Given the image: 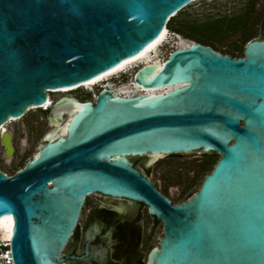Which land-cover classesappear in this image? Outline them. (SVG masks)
<instances>
[{
  "label": "water",
  "instance_id": "water-1",
  "mask_svg": "<svg viewBox=\"0 0 264 264\" xmlns=\"http://www.w3.org/2000/svg\"><path fill=\"white\" fill-rule=\"evenodd\" d=\"M192 1L0 0V128L33 106L51 112L54 125L67 112L23 167L0 168L13 264H62L92 193L143 201L162 221L149 264H264V38L233 57L184 37L190 43L156 72L158 60L134 76L141 88L179 84L166 92L116 96L103 87L94 101L40 106L48 90L87 82L138 54ZM0 134L12 155L11 132ZM199 150L219 157L176 204L130 160Z\"/></svg>",
  "mask_w": 264,
  "mask_h": 264
},
{
  "label": "rangeland",
  "instance_id": "rangeland-1",
  "mask_svg": "<svg viewBox=\"0 0 264 264\" xmlns=\"http://www.w3.org/2000/svg\"><path fill=\"white\" fill-rule=\"evenodd\" d=\"M250 0H195L189 3L183 10H186L187 17L197 22H203L220 17H232L243 13ZM253 14L262 12L260 19L253 25V38H264V0H255ZM201 31V35L206 38H217L215 31L210 26ZM181 34L170 31L166 39L155 49L153 53L161 59L167 58L170 52L177 47ZM248 37L241 35L240 31H235L223 35L217 41L220 50L242 48L244 50ZM138 68L135 66L129 70L113 75L111 78L101 81L94 86H80L69 91H51L50 94L57 100L62 96H75L84 94L87 97H95L99 89L110 83L113 87L127 84L133 77V72ZM52 110V108H51ZM51 112L44 113L39 107H33L26 113L7 123V128L12 134V143L15 147L14 153L8 157L0 138V168L8 174H13L23 167L29 157L35 153L43 141L42 133L52 129L49 119ZM66 118V115L63 117ZM217 156V152H212ZM219 156V155H218ZM168 155L158 158L154 163H146L147 157L130 156V160L135 163L144 173L148 174L151 180L159 189L167 191L177 203L186 200L199 188L200 179L209 171L201 168L205 160L203 151H193L189 153H178L168 159ZM162 237V230L156 232L151 241V246L156 244Z\"/></svg>",
  "mask_w": 264,
  "mask_h": 264
},
{
  "label": "flooded vegetation",
  "instance_id": "flooded-vegetation-1",
  "mask_svg": "<svg viewBox=\"0 0 264 264\" xmlns=\"http://www.w3.org/2000/svg\"><path fill=\"white\" fill-rule=\"evenodd\" d=\"M74 97L95 100L84 94ZM153 184L173 204L177 203L167 191ZM161 230L162 221L143 201L92 193L85 199L74 233L61 252L62 264H147L151 249L159 244L151 246L150 241Z\"/></svg>",
  "mask_w": 264,
  "mask_h": 264
},
{
  "label": "bare ground",
  "instance_id": "bare-ground-1",
  "mask_svg": "<svg viewBox=\"0 0 264 264\" xmlns=\"http://www.w3.org/2000/svg\"><path fill=\"white\" fill-rule=\"evenodd\" d=\"M169 33H170V31L168 30V27L166 26L162 30V32L159 34V36L156 39H154L153 41H151L138 54H136V55L128 58L127 60L117 64L113 68H111V69L99 74L98 76L94 77L93 79H91V80H89L87 82H84V83H81L79 85L72 86V87L59 88V89H55V90H48L47 101H46V103H44L43 105H40V106H42V108L52 107L54 109V107L57 105V103L61 100L60 99L56 104H54V99H56V98H53L51 96V94H50L51 91H64L65 92V91H69V90H72V89H76V88H78L80 86H85V87L94 86V85H96L97 83H99L101 81H104V80H107V79L111 78L113 75H115L117 73H120V72L125 71V70H129V69H131V68H133L135 66L139 67V66H141V64H144V63L154 64L158 60L157 67L154 70H152L151 73L156 72L162 66V64L166 60V58L161 59L157 54H155L153 52L166 39V37L169 35ZM189 43H190L189 40H187L184 37L180 36L179 39H178V42H177V44H178L177 46H187ZM136 70L133 72V77H132V79H131V81L129 83L124 84V85H120L118 87H113L110 83H107L103 87L109 88L110 90H112L115 93L116 96H128V95L130 96V95L138 94L139 92H142V90L147 92V94H160V93L166 92V91L174 88L175 86L179 85V84H173V85H169V86H160L158 88H150V89L141 88L135 83L134 76H135ZM65 97H70V98H72V99H74L76 101H80L79 99L75 98L74 96H65ZM33 107H37V106H33ZM65 113H67V112H63L62 113L61 120L64 119L63 117H64ZM18 118H20V117L11 118L7 123H9L12 120H16ZM66 119L67 118H65L63 122H60L57 125L53 124L54 126L52 127V129H50L49 131H47L45 133L44 138L45 139L47 138V134L51 130H53L55 128H58V127H61L65 123ZM7 123L2 125V127L0 128L1 132H6V131L10 132V130L7 128ZM0 138H1V134H0ZM42 144H43V141L40 143V146L38 147V149L35 151L34 154L38 153L39 148L42 146ZM6 156L10 157L11 154H8ZM163 156L164 155L161 154V153H152L150 155V160H149L148 164L154 163L158 158L163 157ZM122 158H124L126 160H129L128 156H122ZM12 226H13L12 224L0 219V235L3 238H7V239L11 238V236H12ZM147 263L149 264L150 261L148 260Z\"/></svg>",
  "mask_w": 264,
  "mask_h": 264
},
{
  "label": "trees",
  "instance_id": "trees-1",
  "mask_svg": "<svg viewBox=\"0 0 264 264\" xmlns=\"http://www.w3.org/2000/svg\"><path fill=\"white\" fill-rule=\"evenodd\" d=\"M255 7V0H250V3L247 9L238 15L232 17H220L212 20H207L203 22H197L193 19L187 17L186 10H180L174 16L170 17L167 22V27L169 31L181 34L183 37L190 38L191 40L199 41L201 43L207 44L215 48L216 50L221 51L222 53H229L233 57L243 56L242 48L226 49L220 50L217 47V41L223 36L231 32L240 31L241 35L248 37L247 41L254 37L253 35V25L260 19L262 12H257L255 15L253 11ZM205 26H210L211 30L215 31L218 35L217 38H206L201 35L203 29H207ZM246 41V42H247ZM205 160L201 164L202 169H206L209 172L213 169L218 155L215 156L212 152H204ZM177 155L176 153L168 154V159L172 156ZM6 172V171H5ZM208 172V173H209ZM204 177L200 179L199 187L203 181Z\"/></svg>",
  "mask_w": 264,
  "mask_h": 264
},
{
  "label": "built area",
  "instance_id": "built-area-1",
  "mask_svg": "<svg viewBox=\"0 0 264 264\" xmlns=\"http://www.w3.org/2000/svg\"><path fill=\"white\" fill-rule=\"evenodd\" d=\"M10 240L0 235V264H13Z\"/></svg>",
  "mask_w": 264,
  "mask_h": 264
}]
</instances>
